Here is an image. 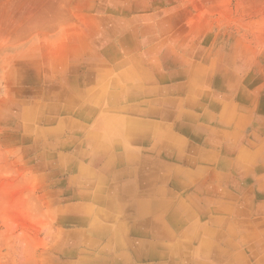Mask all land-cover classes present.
I'll return each mask as SVG.
<instances>
[{"label":"rangeland","instance_id":"1","mask_svg":"<svg viewBox=\"0 0 264 264\" xmlns=\"http://www.w3.org/2000/svg\"><path fill=\"white\" fill-rule=\"evenodd\" d=\"M0 264H264V0H0Z\"/></svg>","mask_w":264,"mask_h":264},{"label":"bare ground","instance_id":"2","mask_svg":"<svg viewBox=\"0 0 264 264\" xmlns=\"http://www.w3.org/2000/svg\"><path fill=\"white\" fill-rule=\"evenodd\" d=\"M83 110H85V111H79V113H81L87 119L90 118L91 115L95 112V108L83 109ZM103 145H105V144L102 143L101 140L96 142V144L94 146L95 147L94 152L96 153L95 156L98 157L100 154H102V155H106L107 158L109 160H111L112 156H113L112 150L104 149ZM102 155H100V156H102ZM147 165H149L148 160H144V161H142L140 169L130 170L131 177L132 178L136 177L139 184H145L144 189L147 192H149L151 195H154V198L156 200V202L151 203L150 199L152 200V197L147 196V194L145 193L144 198H141L132 204V207L133 208L135 207V210H136L135 215H137V217H140V218L146 217L147 218L144 221H142L141 225H139L137 228L138 229L139 228L140 229H146V228H150V226H151L153 231L150 230V233L152 234L153 238H160V236H158V235L164 232L165 234L168 235V237H172V239H173L172 232L170 231V228L168 227V225L164 219V217L166 215H162V209L165 207L166 201H163L164 199H161L160 201L158 199H156L155 195H156V193L159 192V190L151 189L149 187L152 184V181L155 179L156 176L162 177L161 175H164V173L163 172L161 173L158 171L160 169V167L156 168L155 172H152V170H148L146 168ZM126 184H127V181L123 184V187H125ZM128 191H129V189H128ZM125 198H126V190L124 191L120 201L123 202L125 200ZM157 211H159V212H157ZM170 214H173V212H171ZM169 218L172 221L173 217L169 216ZM141 232H143V231H141ZM168 247L169 246H167V247L164 246L165 252L170 251L172 257L175 256L171 247H169V248ZM158 248H159V244H150V243L148 244L147 242H144L142 244L143 251L141 253L137 254V257L140 258L141 255H144L146 252L149 254L150 257H153V258L154 257H157V258L161 257L164 253L159 252ZM125 255H126V253L122 252L121 254L118 255V257H116V259H118L119 261H122L124 258H126Z\"/></svg>","mask_w":264,"mask_h":264}]
</instances>
